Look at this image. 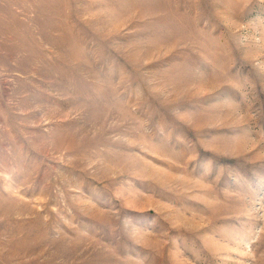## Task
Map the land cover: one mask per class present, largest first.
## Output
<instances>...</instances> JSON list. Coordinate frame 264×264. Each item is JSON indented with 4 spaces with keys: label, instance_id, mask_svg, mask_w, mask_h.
<instances>
[{
    "label": "rangeland",
    "instance_id": "374dc122",
    "mask_svg": "<svg viewBox=\"0 0 264 264\" xmlns=\"http://www.w3.org/2000/svg\"><path fill=\"white\" fill-rule=\"evenodd\" d=\"M0 264H264V0H0Z\"/></svg>",
    "mask_w": 264,
    "mask_h": 264
}]
</instances>
